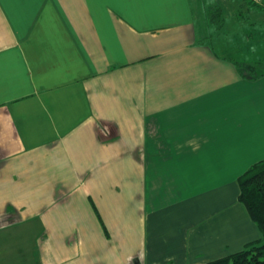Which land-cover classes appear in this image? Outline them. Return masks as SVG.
I'll use <instances>...</instances> for the list:
<instances>
[{"label":"crops","instance_id":"1","mask_svg":"<svg viewBox=\"0 0 264 264\" xmlns=\"http://www.w3.org/2000/svg\"><path fill=\"white\" fill-rule=\"evenodd\" d=\"M219 2L0 0V228L42 210L33 264H205L261 240L238 178L264 159V69L238 66L263 58L226 47ZM235 4L264 26V0Z\"/></svg>","mask_w":264,"mask_h":264},{"label":"rangeland","instance_id":"2","mask_svg":"<svg viewBox=\"0 0 264 264\" xmlns=\"http://www.w3.org/2000/svg\"><path fill=\"white\" fill-rule=\"evenodd\" d=\"M219 3H222V9H224L223 17L226 20L225 26L221 29V34L224 35L222 36L224 44L227 47V45H229V43L232 40H234L233 45H239L242 49L240 53L238 54V56L242 58L244 55L245 59H247L248 61H253L254 59L257 60V59L263 58L260 63L261 65H259L256 62L257 65L261 66V68L258 71H263L264 69V26L258 25V24L254 25V23H253L254 27H252V25L249 26V22L253 18H252V15L249 14L248 19L250 20L248 21L247 13H245V9L241 11L244 14L242 15V18L240 19V21H235V19H239L240 17V14H239L238 18H234V14H235L234 11L236 9L235 0H223V2H219ZM210 13H213V11ZM212 15L213 14L209 15V18H211V23H215V21H213V19L215 18L214 16L211 17ZM233 22H234V25H235V22L238 23L239 27L237 29H233V27L231 28V26L233 25ZM217 24L218 25L220 24L219 21L217 22ZM245 31H248L247 32L248 37L247 38L246 36L243 37L245 38L243 40L240 35L243 32L245 33ZM258 40H261L260 44L258 43ZM214 43L216 44V42ZM254 47L261 48L260 52H257L256 50L254 52H251L253 51L252 49ZM238 61L241 62L242 60H238ZM251 70L254 71V69H251ZM40 223H42V210H41V213L37 215L33 221H30L28 223L21 222L19 224H16L8 228H2V229L0 228V240H3V241L11 240L12 241L10 245H7V244L4 245V247L6 248L5 249L6 253H4L3 255L6 254V256L4 260L0 258V264H13L11 260V255L15 254V260H16L23 253L25 255L29 254V256L21 261L16 260L14 264H33L35 262L33 260V256L38 254L37 249H39V247L42 246V229L40 228ZM0 225L2 224L0 223ZM1 247L2 246H0V252L3 251L1 250ZM36 251L37 253H35ZM7 255L9 257H7Z\"/></svg>","mask_w":264,"mask_h":264},{"label":"trees","instance_id":"3","mask_svg":"<svg viewBox=\"0 0 264 264\" xmlns=\"http://www.w3.org/2000/svg\"><path fill=\"white\" fill-rule=\"evenodd\" d=\"M221 10L218 9L213 21L218 22ZM208 15V18H209ZM211 21V18H209ZM261 65V64H259ZM251 64H239L240 73L250 69L258 71L261 66ZM252 70V72H254ZM251 78H255L253 74ZM239 202L245 207L250 219L256 224L261 233L259 242L251 243L242 250L229 256L207 262L205 264H264V159L252 164L238 178Z\"/></svg>","mask_w":264,"mask_h":264}]
</instances>
